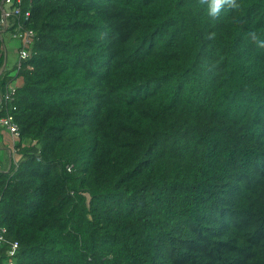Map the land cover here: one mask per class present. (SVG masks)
<instances>
[{"label": "trees", "instance_id": "16d2710c", "mask_svg": "<svg viewBox=\"0 0 264 264\" xmlns=\"http://www.w3.org/2000/svg\"><path fill=\"white\" fill-rule=\"evenodd\" d=\"M236 4L23 0L30 59L0 40L15 264H264V0Z\"/></svg>", "mask_w": 264, "mask_h": 264}, {"label": "built area", "instance_id": "2783aa9c", "mask_svg": "<svg viewBox=\"0 0 264 264\" xmlns=\"http://www.w3.org/2000/svg\"><path fill=\"white\" fill-rule=\"evenodd\" d=\"M29 17L30 12H24L23 10V0H3L0 4V40L5 45V54L7 55V46L3 35L6 32L11 33L12 39L19 41L17 61L14 63L17 70L20 69L24 62L30 59L32 46L35 41V33L26 29L22 24V20H27ZM17 88L14 83L10 84L6 87V91L0 94V112L4 107L8 109L5 115L0 116V129L11 135L10 144L8 145L11 148L10 163L15 161V145L20 135L19 128L11 114V111L16 109L13 103L16 98ZM68 169L72 170V167H68ZM6 232L5 228L0 227V264H15L19 245L15 242L11 243L7 248L4 247ZM4 258L6 259L4 260Z\"/></svg>", "mask_w": 264, "mask_h": 264}, {"label": "clouds", "instance_id": "9594fccd", "mask_svg": "<svg viewBox=\"0 0 264 264\" xmlns=\"http://www.w3.org/2000/svg\"><path fill=\"white\" fill-rule=\"evenodd\" d=\"M200 2L202 4H208L209 14L213 18H216L225 6L230 8L238 7L236 0H200ZM248 37L257 47L264 48V40H261L255 32H249Z\"/></svg>", "mask_w": 264, "mask_h": 264}, {"label": "rangeland", "instance_id": "374dc122", "mask_svg": "<svg viewBox=\"0 0 264 264\" xmlns=\"http://www.w3.org/2000/svg\"><path fill=\"white\" fill-rule=\"evenodd\" d=\"M3 38L7 46V55H6L7 68H12L14 63L17 61V55H18L17 51L19 47V41L12 39L10 32H6L3 35ZM3 143L2 145L8 146L10 144V139L5 137ZM6 161H8L6 152L0 150V162H6Z\"/></svg>", "mask_w": 264, "mask_h": 264}, {"label": "crops", "instance_id": "0c3cea01", "mask_svg": "<svg viewBox=\"0 0 264 264\" xmlns=\"http://www.w3.org/2000/svg\"><path fill=\"white\" fill-rule=\"evenodd\" d=\"M5 137L11 140V135L8 132L0 129V150H3L6 152V155L8 158V167H9V165H10V152H11L10 149L11 148L9 146L2 145Z\"/></svg>", "mask_w": 264, "mask_h": 264}, {"label": "water", "instance_id": "95a60500", "mask_svg": "<svg viewBox=\"0 0 264 264\" xmlns=\"http://www.w3.org/2000/svg\"><path fill=\"white\" fill-rule=\"evenodd\" d=\"M4 68H5V65H4Z\"/></svg>", "mask_w": 264, "mask_h": 264}]
</instances>
